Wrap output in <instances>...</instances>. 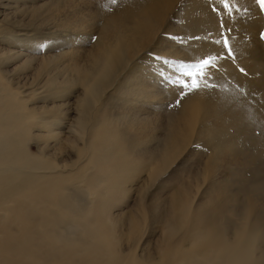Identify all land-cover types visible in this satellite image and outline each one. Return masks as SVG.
I'll return each mask as SVG.
<instances>
[{"label": "bare ground", "instance_id": "1", "mask_svg": "<svg viewBox=\"0 0 264 264\" xmlns=\"http://www.w3.org/2000/svg\"><path fill=\"white\" fill-rule=\"evenodd\" d=\"M74 1H88L89 7L38 31L23 18L6 24L4 18L32 12L36 5L51 12V0H0V44L12 45L4 48L8 57L0 63V264H264V248L257 247L264 240V200L256 196L257 186L245 194L233 174L214 181L230 148L223 149L225 129L236 134L240 126L246 129L241 134L251 133L248 116L264 108V57L251 38L255 17L247 31L239 28L245 33L238 32L236 57L244 75L233 69L235 61L221 59L210 77L215 88L202 82V89L183 96L178 112L168 118L159 116L165 94L155 87L146 61L184 57L164 41L175 32L179 0ZM185 2L187 11L192 2ZM205 18L204 27L212 30ZM204 40L184 53L197 61L221 50ZM55 50L60 56L52 73L59 72L52 83L58 85L15 74L31 54ZM202 140L212 151L197 180L221 188L211 194L206 211L192 214L184 196L173 193L166 211L145 214L160 232L153 255L121 249L141 225L137 213L116 221L109 216L118 197L124 199L137 181L150 184L160 167L185 161ZM253 141L242 142L249 159L264 151Z\"/></svg>", "mask_w": 264, "mask_h": 264}, {"label": "rangeland", "instance_id": "2", "mask_svg": "<svg viewBox=\"0 0 264 264\" xmlns=\"http://www.w3.org/2000/svg\"><path fill=\"white\" fill-rule=\"evenodd\" d=\"M51 1H52L51 5H49V6H53V8H51V12L47 11L45 8H41L42 5H36V6H34V8L31 9L32 12H27V11L21 10V11L17 12L16 14H11V13L7 14L4 18V23L6 24L10 21L20 20L23 18L26 22L29 23V25L35 27L38 31H43L49 25H51L53 22H62L63 19L69 18V17H66L64 15L73 14L76 11H83L87 7H89L87 4L88 1L87 2H75L74 0H51ZM185 1H187V0H179V2L177 3V5L175 7V10H174L173 19H172L173 23L172 24L175 25L174 28H175L176 33L173 32L170 35L169 34L165 35V37H164V41L168 45L174 46L176 48V50L180 51V54H182L184 57L178 58V59L163 58V59H160L162 63L161 62L159 63L156 59H154L155 57H153L154 61L152 60V58H148V60L146 61V65L148 66L147 69L152 71L151 76L154 73V76H152V77H154L153 81H154L155 87L157 88L158 91L165 94L166 104L164 106L163 105L164 103H162L164 111L162 113H160L159 116H161V117H162V114L164 115V113L169 116L168 118L173 117V115L175 113H177L179 110L178 106L180 105V103H177V101L179 100V102H180L181 93H180L179 88L175 84H173L172 81L178 82L180 80H186L188 78L183 75L184 72H188V71L194 72V71L199 70V69H191L189 67L190 65L197 64L198 60L195 61L193 58L186 55L185 53H187V50H189L194 45L195 42L203 41L205 39L204 38L205 34L207 35V37H206V40H204V42L205 41L208 42V40H209L210 42H208V43H210L211 45L214 44L213 46L220 48V45L218 46L217 44L215 45V43H213V41L220 38V34H219V30H218V24L220 21H227L228 26L232 27V29H233L232 32L230 33V42L232 41L231 45L234 49L232 61H235V63H236L234 68H233L235 71L237 70L240 73V75H242V74L244 75V68H242L240 66L241 59L239 57H236V50H237L236 46H238L241 43L239 36L242 35V33H245L247 31V29H248L247 25L250 23L251 20H253L252 18H254V17H255L254 20L256 22L255 28L256 27L257 28L253 32L254 34H252L253 37L251 36V38L253 41L256 40L255 41L256 45L258 46V48H260V51L264 57V39H261V36L264 35V11H260L258 5L253 3V0H244V1L239 0V3H236L234 5V7L232 8L230 18L227 16V10L223 9V5H222V3L219 2V0H192V1L190 0V2H192V3L189 2L191 4V8H190V6H188L187 11L184 10L187 8ZM200 2H201V5H200ZM246 2H247V4H245ZM89 3H91V2H89ZM242 5H243V7H242ZM192 8H193V10H191ZM245 8L247 9V11L244 10ZM200 9H202V10H200ZM248 9H250V10H248ZM205 11L206 12L208 11V12L205 13ZM249 11H252V13ZM248 12H249V15H248ZM195 14L198 17H196ZM255 15H257V16H255ZM59 16H61V19L58 18ZM63 16H64V18H63ZM191 17H193V19ZM201 17L203 20H201ZM205 17L207 18L208 22H210V27L214 25L212 30L209 28V26L204 27L203 21H204ZM170 18H172V16H170ZM195 18H196V20H195ZM199 18H200L201 22L199 21ZM206 18H205V21H206ZM245 19H247V20L245 21ZM0 20H1V18H0ZM86 20L89 21L88 17H86ZM198 21L200 23H202V25H200ZM180 22H181V24H180ZM58 24H60V23H58ZM243 24L245 27H243ZM190 26L192 28L194 27L195 30L200 29V33H202V34L205 33L206 29L207 30H206V33L202 35L200 33H197V31L194 32L195 30H192V28ZM203 27H204V29L202 30ZM240 27H241V29L243 28L242 30L246 29V31H240L241 30V29H239ZM189 28H190L191 33L189 34V32H187V34H186L185 29H187V31H189ZM209 29H210V32L208 31ZM215 29H217V30L215 31ZM213 31H214V33H213ZM208 32H209V34H208ZM238 32L241 34L238 35L239 34ZM3 33H4V31L1 28L0 34H3ZM185 34H186V36H185ZM214 34H215V36H214ZM209 35H210V37H208ZM187 36L189 37L188 40H190V41L187 40V38H188ZM201 36H204V37L201 38ZM233 36L235 38H232ZM236 37H237V39H236ZM9 42L10 41H7L6 43H9ZM233 42H236V44ZM9 44H7V46H9V47L11 46V48H12V45L11 44L9 45ZM7 46H5L4 44H0V53H3V55L0 56V63L5 62V60L8 57L7 56L8 54L5 53V51H4V48ZM59 56H60V52L58 50H55L52 53L39 52L36 55L31 54V58L29 60L25 61L21 66H19V68L13 69L14 66H11L9 68H7V67H4V68L6 69V71L13 69L15 74L19 72V75L24 77L23 79H25V78H31L32 79L33 78L34 81H37V79L40 78L41 79L40 81L47 80L46 83L48 86H56V85H58V83H52V76L59 71H57L55 69V71L52 73V69L54 67V65L52 63L54 61H56L59 58ZM238 60H239V63H237ZM236 67H239V69L238 68L235 69ZM241 68L243 69V72L241 71ZM5 69L2 68V70H5ZM23 79H17V80L22 81ZM164 82H166L167 84ZM6 86L13 88V89H18L17 87H14L13 84H11L10 82H6ZM167 96H169V97H167ZM169 100H170V103H169ZM263 105H264V100H263ZM262 109H264V108H262ZM262 109L260 106V108H259L260 112L255 114L256 117L254 115V117L248 116V118H247L249 125L250 126H251V124L253 125V126H251V128H253L251 133H250V131L248 132V130H247L248 133H245L246 129L239 126L238 128L239 129L241 128L245 132L242 131L243 134H241L240 133L241 129L239 130L236 127L235 129L236 130L238 129L239 131L235 130L236 131V134H235V132L231 129L232 135L230 136L229 134H231V133H229V131H227V129L229 127L223 128V129L226 128L225 132H224V134H227V135H225V136H227L226 140L228 139V141H230V142L227 141V143H229V144H227L226 141H224L225 145H223L224 146L223 149L227 150L226 145H228V147L230 146V148H228L230 151L228 150V151H226L227 153H224L223 158H225V161L222 165H220L219 170L216 172L217 173L215 176L216 178H214V181H217L223 177H228L230 174L231 175L233 174L232 176L235 179V181L237 183L239 182V184H243V185H237L236 187L238 188V190L242 189L243 192L245 191V194L248 193L252 189V187L257 186L255 188V194L260 201L264 200V195H261V193H260L261 190L264 189V155H263L264 151H262L261 148L259 147V146H262V149L264 148V146H263V144H264V110H262ZM158 112H161V111H158ZM257 114H260V116H258ZM250 121L257 124V125L255 126V124L251 123ZM224 125L225 124H223V126ZM256 127H258V130ZM259 127L261 130L259 129ZM254 128H255V130H254ZM252 132H253V134H252ZM249 133L254 135V136H252V135H251L252 137L249 136L250 135ZM233 134H235V135H233ZM247 134H248V136H246ZM236 135H238V136H236ZM255 135H256V137H255ZM231 137H234L235 140H233V138H231ZM239 137L242 141L239 139ZM248 137H251L250 139L252 141H253V139L255 140V139L259 138L260 141L263 142L262 144L258 145L259 139H257L258 141L255 140L257 143L256 147L258 146V148H260V151H258V152L254 151V152H257V154L255 155L256 157L254 156V159H249L248 155H250V154H249V152H247V150L249 151V149H247V148L245 149V147L243 146L244 142L248 145H249V143H251V140ZM236 140L239 141V143L240 142L242 143L243 140H244V142L242 143V145H240ZM255 141H253V142H255ZM204 142L205 141L202 140V141L196 143V144H198V145H196L197 148L195 146H194V148H192L195 150H193L192 153L191 152L188 153V156H187L185 161H183V162L179 161L178 163L174 164L169 169H166L164 167H160L156 171V173L153 174V176L151 177L152 178L151 183L148 184L147 186L144 187V186H142V184H143L142 182L140 183L139 181H137L133 185V189L126 195V197L124 199L118 197V201L116 200V202H115V208L111 211V214H109V216L116 221V220H119L120 218H122L123 216L126 217L128 215L127 213H129V212L137 213L139 215V221H140V225H141V230L137 234H135L131 240L128 241L127 245L122 244L121 249L128 250V248H129L131 251H135V253L138 255L141 254L142 250L143 251H150V253L153 255V249L156 246V244H158L160 232L156 226L150 224V222H149L150 216H147L145 214H159L162 211H166L168 209L169 201H170V198L173 195V193H175V195L182 194L184 196L186 203L191 207L192 214H203L206 211V208L210 203L211 194L213 192L217 191V189L220 190L221 188L218 186H215L214 189L212 190L213 187L211 186V182L208 181L206 184L204 183L203 184L204 186H203V185H201L203 182L201 183L200 181L197 180V175L199 174V172L202 171V169L204 167L203 165H205V162L207 161V159L210 155V152L212 151L211 146L202 145V144H204ZM237 143L239 146L237 145ZM245 143H244V145H245ZM225 146H226V148H225ZM205 147H209V148H205ZM242 147H244V148L241 149ZM30 148H31V151H34V147H32V145L30 146ZM236 149L239 150L238 151L239 153L237 151H235ZM242 150L246 154H243ZM235 152L238 153V156L236 155ZM258 156L260 158H258ZM233 157H237V160H239V163H237V164H236V162L234 163ZM242 157H244V158H242ZM252 157L253 156H251L250 158H252ZM239 158H241V159H239ZM245 158L246 159L248 158V160H250V161L246 160ZM255 159H259V160L258 161L256 160L254 162ZM240 160L245 161V162H243V164L240 165V162H241ZM153 162L156 163L155 160H153ZM247 162L248 163L251 162L252 163V164L250 163L251 166H249L250 164H248ZM254 163H256V164H254ZM156 164L161 166V164H159V163H156ZM244 164H247L248 166L246 165V167H245ZM140 178L142 180L146 179V173L142 172L139 179ZM258 182H259V184H257ZM144 185H145V183H144ZM209 186H211V187H209ZM249 188H250V190H249ZM209 189H211L210 192L208 191ZM239 192H240V190H239ZM144 193H145V195H144ZM241 198L242 197L240 196L239 199L237 200V202H239ZM119 232L121 233V235L126 234V232L122 229H120ZM259 246H260L259 249L264 248V240L261 241V243H258L257 247H259Z\"/></svg>", "mask_w": 264, "mask_h": 264}, {"label": "snow or ice", "instance_id": "3", "mask_svg": "<svg viewBox=\"0 0 264 264\" xmlns=\"http://www.w3.org/2000/svg\"><path fill=\"white\" fill-rule=\"evenodd\" d=\"M223 5V9L227 10V16L230 18L232 8L236 3H239V0H219ZM253 3L258 5L260 11H264V0H253ZM243 7V5H242ZM247 11V9H244ZM218 30L220 38L213 41V43L220 45L221 51L216 52L215 54H208L207 57L198 58V63L190 65L191 69H199L198 71H188L184 72L183 75L187 77L186 80L172 81L175 84L181 93V98L188 95L189 93L196 92L202 89L203 87H212L215 88V85L211 84L210 77L212 71L218 67V62L221 59L233 58V47L230 43V33L232 32V27L228 26L227 21H220L218 24ZM261 39H264V35L261 36ZM243 72V69H241ZM179 103V100L177 101Z\"/></svg>", "mask_w": 264, "mask_h": 264}]
</instances>
